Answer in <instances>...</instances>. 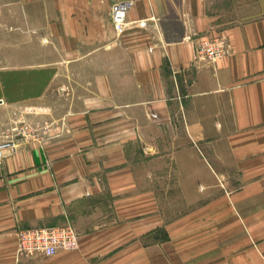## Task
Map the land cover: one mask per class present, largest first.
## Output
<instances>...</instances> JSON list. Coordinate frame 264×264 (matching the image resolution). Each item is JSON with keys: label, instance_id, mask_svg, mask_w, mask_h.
Returning a JSON list of instances; mask_svg holds the SVG:
<instances>
[{"label": "crops", "instance_id": "1", "mask_svg": "<svg viewBox=\"0 0 264 264\" xmlns=\"http://www.w3.org/2000/svg\"><path fill=\"white\" fill-rule=\"evenodd\" d=\"M116 1L3 2L37 31V95L69 78V103L54 135L0 158V264H264V0H132L147 24L122 33ZM218 36L229 51L197 59ZM31 72L1 69L17 79L0 98H24ZM66 222L77 249L17 252V230Z\"/></svg>", "mask_w": 264, "mask_h": 264}, {"label": "rangeland", "instance_id": "2", "mask_svg": "<svg viewBox=\"0 0 264 264\" xmlns=\"http://www.w3.org/2000/svg\"><path fill=\"white\" fill-rule=\"evenodd\" d=\"M4 1L0 0V70L33 71L31 73L34 74L28 90L21 96L24 98L15 104H7L4 101V104L0 105V141L12 139L21 144L24 141H36L44 135L43 133L49 137L55 134L57 126H54L56 123L53 121L66 112L69 103V94L65 90L60 92L55 88L60 82L68 86L69 78L51 79V85L46 93L41 96L37 95V86L32 85V82L38 79L36 72L39 51L37 31L16 28L13 27L12 22H7ZM53 49V46L42 47L46 55L52 54ZM13 73L10 75L6 73L5 77L9 79V84L4 83L0 87L4 93L14 96L16 89L13 84L17 75ZM149 186L156 188L153 192H157V196L163 199V204L169 192L174 191L175 198L180 193L177 191V185H173L174 190H169L170 185H142L143 196L149 194Z\"/></svg>", "mask_w": 264, "mask_h": 264}, {"label": "built area", "instance_id": "3", "mask_svg": "<svg viewBox=\"0 0 264 264\" xmlns=\"http://www.w3.org/2000/svg\"><path fill=\"white\" fill-rule=\"evenodd\" d=\"M133 6L132 0L116 1L111 5L110 17L116 33H122L130 25L143 28L145 19L129 21L127 13ZM229 44L223 37L203 38L195 45L197 59L214 62L229 51ZM4 100L0 98V105ZM27 137L25 136V139ZM19 142L14 140L0 141V158L7 152L15 151ZM79 234L76 228L69 222L56 226H41L16 231V249L19 254L26 256L50 257L59 252L72 251L78 247Z\"/></svg>", "mask_w": 264, "mask_h": 264}]
</instances>
